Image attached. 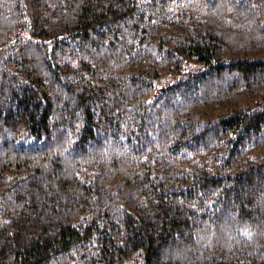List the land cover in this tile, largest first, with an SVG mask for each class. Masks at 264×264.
I'll use <instances>...</instances> for the list:
<instances>
[{
    "label": "trees",
    "instance_id": "1",
    "mask_svg": "<svg viewBox=\"0 0 264 264\" xmlns=\"http://www.w3.org/2000/svg\"><path fill=\"white\" fill-rule=\"evenodd\" d=\"M0 264H264V0H0Z\"/></svg>",
    "mask_w": 264,
    "mask_h": 264
}]
</instances>
